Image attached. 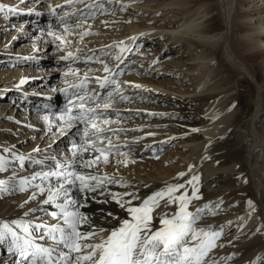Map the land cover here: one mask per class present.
<instances>
[{
  "label": "bare ground",
  "instance_id": "obj_1",
  "mask_svg": "<svg viewBox=\"0 0 264 264\" xmlns=\"http://www.w3.org/2000/svg\"><path fill=\"white\" fill-rule=\"evenodd\" d=\"M88 1L94 2V0ZM241 1L163 0L162 5L167 7L165 16L170 17L171 20H165L166 22L162 23L161 20L156 19L148 23L142 21V19L141 23L134 27H127L128 32L122 34V36L132 35V38L118 44L119 50L126 45L129 47L132 43L136 46L142 44L145 37L136 34L140 27L152 28V31L150 30L151 32L146 34L147 38L156 35L157 38L163 39V42L173 40V46L180 43V41L183 42L181 47L185 51L187 49L190 59L196 63L192 69L196 67L203 69L202 74L195 78L197 81H195L192 90L181 92L183 96L176 95L174 90H161L159 88L162 87L161 84L152 81V79L150 81L148 79L143 80L142 75L140 77L135 74L130 79L132 82L128 85H125L124 78L119 82L120 87L118 89L114 85V88L111 87L112 85L101 88L97 82V77L111 76L112 71H116L120 75L124 69L122 64H117L116 59L112 60V66H108L111 70L108 73L104 72L103 69L96 72L91 71V68H81L78 76L69 77L71 78L69 83H73L74 87H67L65 92L55 91L56 80L45 74L47 65L42 61L22 58L13 59L15 70L8 76L0 74V90H5L9 86L16 87L21 78L26 80V83L21 85L18 91L11 88H9V91L6 90L9 92L5 96L9 98L7 104L4 103V97H0V99H3L0 100V115L5 116V119L12 118L16 122L18 121L25 133H40L38 139L42 138V142L46 141L47 143H52L53 138L59 135L58 133L53 137L51 133L61 123L59 120L61 113L59 102L62 100L63 103L68 104L69 100L74 99V93L77 96H93L94 93H100L108 89L107 94L109 92L113 93L112 99L129 101V104L137 99L146 103L175 105L174 107L177 109L175 112L172 111L173 113L164 116L159 115L163 118V120H159L160 122H170L177 126L176 129L174 127V133L189 134L188 137L190 136L183 141L187 147L186 153L183 155L186 163L181 169L175 171L168 169L167 171L157 172V170H161L159 167H152L149 170L144 166L147 168L146 170V168L136 164L137 162L133 160L135 158V156L133 157L134 154L129 161L127 158L129 156L115 152L116 149L120 152L122 148H126L124 143H117L115 140L117 143V147H115L116 145H113L115 142L112 143L113 141L106 139V137L128 136V134L122 132L107 131L108 127L117 126L120 123L103 126V141L97 142V146L107 150L103 155L92 153L93 157L99 156V161L92 168L78 169L86 174L90 173L98 176L104 185L103 195L98 192L95 199L89 195L86 201H82L86 206L79 207V211L90 218L93 226L105 229V232L97 233L96 238L90 240V242H96L99 238L106 236L113 226H118L120 219H131L127 212L121 209L120 204L116 203V199L124 204L125 209L127 207H138L142 204L140 200H145L157 192H166L168 186L181 184L184 187L172 193L173 197L180 194L191 197L193 187L196 188L197 195L200 197L199 199H191L188 204L189 211L195 212L198 208L203 209L196 224L201 223L210 231H213L214 228H227L230 223L241 222L240 226L237 227V231L245 232L241 245L236 248L225 247L218 252L210 251L205 258L206 264H228L235 257L238 259L236 264H264V172H261L264 169V161H262V159L264 160V136L261 132V127H264V104L263 98L258 97L252 103L253 109L249 110L240 93L241 87H243L241 82L245 81L250 90L252 82L264 83V35L259 34L261 31L264 32V17H262L264 6L253 8L256 1L259 0H246L245 5ZM11 2L7 1L3 4L13 5L14 2ZM100 3L119 10L124 6V3L117 4L116 0H99L97 5ZM144 7L142 10L139 9L142 13H145L147 8H152V5L146 4ZM210 13L212 14L210 15ZM79 14L80 12L74 13L71 18ZM17 16L16 14H9L8 18L11 20ZM83 16L86 17L87 13H83ZM31 19L32 16L27 15L18 23L23 25L26 21L30 22ZM234 32L240 34L241 40L239 42H235ZM56 35L61 36L60 33H56ZM221 46H223V49L220 48ZM67 49L70 48L65 50ZM122 55L121 53L119 58ZM61 56H66V52L61 53ZM76 58L70 56L63 59L62 62L72 64L79 60ZM224 58L228 63L223 60ZM24 63L31 66L24 68L22 66ZM141 70L143 74H150L148 69L142 68ZM74 75H76L75 72ZM240 78H243V81ZM40 87H43V89L41 93L39 91L37 93L41 95L37 96L38 103L36 104L32 102L33 96H27L25 92L28 91L26 89L31 91ZM44 94H47V96L44 97ZM259 96H262V94L260 93ZM122 97H127V99H122ZM10 104L11 107L7 110L6 105ZM110 106L114 105L111 104ZM116 107V109L104 111L103 116H106V113H110L112 116L127 114L119 109L120 106L116 105ZM143 107V109H156L157 106L146 104ZM186 110H189V112ZM181 111L185 112L181 113ZM56 112H59V114L56 115ZM145 112L144 110L140 111L137 116L151 115ZM197 112H199V115H197ZM129 115L134 116L136 112H130ZM44 117L48 118L47 124ZM246 121L248 122L247 126ZM28 125H31V127ZM49 129L51 130L49 131ZM78 129L80 127L76 125V127L66 130L67 136L73 138L71 142L74 140L77 143L80 142L79 135H77ZM157 129H153V132ZM192 129L197 131H192ZM144 131L138 141L149 143L148 140L153 138H144V134H146ZM1 139L2 136H0V141H2L0 145L4 146L3 149L8 148L7 144L12 143V141ZM109 142L112 145L107 147ZM33 146L35 147V145ZM56 146L62 149L61 152L67 153L71 143L69 144L66 138L61 137L57 140ZM162 146L164 145L154 148L148 146L144 150L152 152ZM129 149L134 150L136 156L141 152V147L132 146ZM13 150L16 151L15 148ZM26 150L21 148L19 151ZM261 154L263 158H261ZM105 157L107 162H105ZM89 159V153L86 152L83 154L81 162ZM180 173L184 175H178ZM4 178H9L6 173ZM72 192L74 198L80 199L77 188H73ZM10 193H0L1 200L6 199ZM124 193H131L132 195L127 196ZM113 196H115V199H113ZM106 197L107 202L105 203L103 201ZM139 198L141 199L139 200ZM40 199L42 197L30 201L23 207H21L24 201L23 198H18V202L8 207L2 205L4 200L0 201V223L10 222L13 219L22 217L16 214L31 205L37 206ZM157 199L158 207L153 209L155 210L153 225L159 227L160 215L173 214L176 211L177 204L167 203V197ZM249 201L252 202L251 207ZM206 205L207 207H205ZM15 207H18L19 210H16ZM44 207L50 213L56 211L53 205ZM253 207L255 208L254 211L252 210ZM108 212H111L116 219L108 217ZM39 213H35V215ZM215 214L217 215L215 216ZM32 218V216L28 217V219ZM53 221L57 223L54 218ZM90 230L87 226L81 228V231ZM13 261L15 262L12 257L9 262L0 260V264H10Z\"/></svg>",
  "mask_w": 264,
  "mask_h": 264
},
{
  "label": "rangeland",
  "instance_id": "obj_2",
  "mask_svg": "<svg viewBox=\"0 0 264 264\" xmlns=\"http://www.w3.org/2000/svg\"><path fill=\"white\" fill-rule=\"evenodd\" d=\"M7 1L14 2L12 6H18L21 11L19 12V14H16L18 15L17 17L11 20H9V18L5 19L4 14L0 13V74L2 73L5 76L10 75L12 71L15 70L12 62L13 59H25V57L31 56L33 57V59L25 60H36L45 63V65H47V71L45 74L47 76L53 77L56 80L55 91H60V89H66L67 87H69V85L73 84L69 83V81H71V78L69 77L78 76V74H80L79 70L81 68H91V71L98 72L104 69L105 65L112 66V60L116 59L118 61L117 64H122L124 66V69L121 71L120 75L116 77L118 83L125 78V85H128L132 82L130 81V79L134 74L140 77L142 75L141 78L143 80L148 79V81H150L152 79V81L161 84L162 87H159L161 90H174V93L176 95L183 96L181 92L185 90H192L193 85L196 83L195 81H197L195 80V78L202 74V68L196 67L192 69V67L195 66L196 63L190 59L189 54L187 53V49L185 51V49L181 47L183 42L180 41V43H177L173 46V40L163 42L164 40L157 38L156 35L149 36L147 38L146 34L152 31L151 27H140V29L136 33L138 36L143 33L142 36L145 37L140 46H136L134 45V43H132L129 47L126 45L122 48L123 51H125L124 53L123 51L119 50L118 44H122L124 43V41H128L129 38H132V35L122 36L123 33L128 32L127 27H134L142 21H147L148 23H150L151 21L153 22L154 20L159 19L161 20L160 22L164 23L166 22L165 20H171L170 17L165 16L167 7L162 5L163 0H116L117 4L124 3V6L120 10L116 9L115 7L110 8L107 5H101V3L97 5L99 0H94L93 3L88 0H41L39 4H36L35 0H24L23 4H20V0H0V3ZM241 3L245 5L247 1L242 0ZM146 4H149L150 6L152 5V8H147L145 10V13H142L141 10L145 8L144 6ZM50 5L53 9H55L54 14L50 10ZM57 5H59V7H56ZM263 6L264 0H259L256 1V4L253 6V8H259ZM29 8H34L35 11L32 13H28L27 9ZM79 12L80 14L78 16L74 15L72 17L73 19L71 18L74 13ZM36 13H40V15H37ZM83 13H87V16H83ZM211 14L212 13H210V15ZM23 15H25L26 17L27 15H30L32 16V19L30 22L26 21L23 25H19L20 23L18 22L20 20H23V18L25 17ZM262 15V17H264V13ZM55 18L57 19L55 20ZM21 26H23V30L18 31V29H21ZM65 29H67V31H65ZM49 31H51L53 35H49ZM56 33H60L61 36L63 35L62 37H60L65 41V43H61L60 40L55 39ZM259 34L264 35V32L261 31ZM233 36L235 37V42H239L241 40L240 34L234 32ZM13 37H17V39L14 40ZM108 39H110L108 42H104ZM171 46L173 47L171 48ZM66 48L70 49L65 50ZM220 48L223 49V46H221ZM63 52H66V56L69 52H71V57H77L76 59L79 60L73 62L72 64L64 63L62 62V59H60V54ZM121 53L123 55L121 58H119ZM223 60L228 63L225 58ZM250 62H248V64L252 65V63ZM22 66L24 68H29L31 65L24 63ZM142 68L148 69L150 74H143V72H141ZM74 72L76 73V75H74ZM242 79L240 78V80ZM65 81H67V83H65ZM241 83L243 87H241L242 90H240V93L245 103L248 105L249 110L253 109L252 103L254 100H257L258 97L263 98L262 101L264 104V83L259 84L257 82H252L251 90L248 88L249 85H247L245 81ZM111 87H113V85ZM9 88L18 91L17 87L11 86L7 87V89L5 90H0V97H4L3 99L5 104H7L6 102L9 101V98L5 97L7 96V94H9V92H7L9 91ZM80 88L82 89V87ZM42 89L43 87L31 91H29V89H26V91H28L25 92V95L33 96L32 102L37 104V96L41 95L37 93L38 91L41 93ZM106 91H108V89L103 91L104 93L102 91L99 93L101 97V104L105 102L103 100V97L107 95ZM260 93L263 97L259 96ZM47 94H44V97H46ZM112 100V104L114 106H110L105 111L116 109L117 105L120 106L119 109L122 112L127 113L126 115L120 114L115 116H112L110 113H106V116L101 117L102 119L105 118L110 121V123H108L107 125H110L111 123H120V125H112V127H108L107 131H115L128 134V136L124 137H106V139L113 141L112 143L115 142L113 144L116 145L115 147H117V143H124V146H126V148H122L120 152L119 150L117 151V149L115 150V152H118V154L129 156L127 157L129 161L134 154L133 157L135 156V158H133V160L137 162H135L136 164H139V166L142 168L146 166L148 169H151L152 167H159L161 170H157V172L167 171L168 169L171 171H175L176 169H181L184 166L186 162L183 158V155L186 153L187 147L184 145L183 141L186 138L190 137H188L189 134L186 135L174 133L173 131L177 128V126H174L170 122L159 121L163 120L162 116L175 112V110H177L175 109L176 107H174L175 105L173 106L167 103H146L145 101L141 102L137 99H135L131 104H129V101L125 100ZM146 104H153V106L157 107L156 109H143V106ZM59 105V109L61 110L67 107V103H63L62 100L59 102ZM9 107H11V104L6 105L7 110L9 109ZM159 108H162L164 110ZM143 110L146 111L145 113L151 115L137 116V113ZM191 110L190 112H192ZM186 111L189 112V110ZM130 112H136V115H129ZM184 112L185 111H181V113ZM57 114H59V112H56V115ZM197 115H199V112H197ZM247 124L248 122L246 121V126ZM77 125L82 130L83 126L80 124ZM153 129H157V131L154 130L153 132ZM143 131L146 132V134H144V138H153L152 140H148L149 143L138 141V139L142 137L141 133ZM261 132L262 136H264V127H261ZM51 133L50 134L53 137H55L56 134L58 135V132L56 130ZM39 134L40 133H25L21 129L20 124L15 120H13L12 118L5 119V116L3 117V115H0V136H2L1 140L4 139L7 141H12V143L7 144L8 148H15V152L18 154H30L32 153V150L37 146H39V148L43 150L47 145H51L49 151H42L38 157L41 158L44 155H56L59 157L60 154L63 153V151L61 152L62 149H59V146H56L57 140L63 137L66 138V141L70 144L72 143L71 141L73 139L69 138V136H67V133L66 135L59 134L57 137L53 138V141H55L54 143L53 141L52 143H47L46 141L42 142V138L40 140L38 139ZM161 136L164 137L160 138ZM115 140L117 141V143ZM112 143L110 145H112ZM33 145H35V147ZM161 145L164 146L152 152H150V150H144L148 146H153L152 148H154L160 147ZM132 146L141 147V152L137 156L135 155L134 150H128V148H131ZM3 147L4 146L0 145V155L6 156L9 158V160H11L10 153L3 152ZM107 147H110L109 144L107 145ZM21 148L27 150L19 151ZM261 156V158H263L262 154ZM262 161L264 160L262 159ZM38 171H41V168L36 165H29V163L26 161L25 165L21 167L19 162L16 161L10 163L8 170L0 172V180L11 181L13 179H19L20 177H30L32 173ZM13 172H15V178H13ZM261 172H264V169ZM5 173L9 178H4ZM26 194V192H11L6 197V199L1 200L0 198V201L4 200L2 205H7L8 207L11 206V204L18 202V198H23L24 200L27 199L26 196L28 194ZM140 199L141 198H139V200ZM143 201L144 199L140 200V202ZM32 207L34 206L31 205L24 209V211L22 210L16 215L23 216V213ZM15 208L16 210H19L18 207ZM47 211L50 213L49 210ZM217 214H215V216ZM154 215L155 210H153L152 212V216ZM35 216L42 217L45 223H55L51 215H45V213L43 212H40ZM240 224L241 222H236L230 223L227 228H214L213 231H219L220 236L215 241L216 247L212 248L210 251L218 252L220 249H223L225 247L236 248L241 245L245 232L237 231V227L240 226ZM196 225L198 228L209 230V228H206L205 225L201 223H197ZM45 243L51 242L46 241ZM189 243H192L190 239ZM10 258H12V256L7 252V245H0V260L9 262ZM237 260V257H235L228 264H236ZM13 263L15 262H10V264Z\"/></svg>",
  "mask_w": 264,
  "mask_h": 264
},
{
  "label": "snow or ice",
  "instance_id": "obj_3",
  "mask_svg": "<svg viewBox=\"0 0 264 264\" xmlns=\"http://www.w3.org/2000/svg\"><path fill=\"white\" fill-rule=\"evenodd\" d=\"M40 2L41 0H35L36 4ZM23 3L24 0H20V4ZM49 7L54 14L55 9L51 5ZM20 11L18 6L0 3V13L4 14L5 19L9 14H19ZM27 11L32 13L35 9L29 8ZM36 14L40 15V13ZM22 30L23 26L18 29V31ZM49 35L53 33L49 31ZM55 39L65 43L59 35H56ZM71 55L72 53L69 52L60 59H67ZM25 59H33V57L29 56ZM103 70L106 73L111 71L107 65ZM118 75V72L112 71L111 76L96 79L101 88L114 85L118 89L120 87L116 79ZM25 83L26 80L21 78L16 87L19 88ZM69 87L74 86L69 85ZM60 91L65 92L66 89L62 88ZM73 96L74 99L69 100L68 106L61 110L59 115L61 123L56 128L60 135H66V130L76 127L77 124L83 126L82 130H77L80 142L74 140L67 153H61L59 157L44 155L36 158L41 151L50 150L51 145H47L43 150L37 146L30 154H18L13 149L4 148L3 152L10 153L11 160L0 155V172L8 170L10 163L16 161L21 167L27 161L29 165L41 168V171L32 173L30 177H20L11 181L0 180V193H28L21 207L42 197L38 205L29 208L22 217L0 223V245H7V252L14 258L15 264H206L205 258L210 250L216 247L215 241L219 238L220 232L197 227L196 221L200 218L203 209L198 208L192 212L188 210V204L191 199L200 197L195 187L191 197L185 194L173 197L172 193L184 187L181 184L168 186L166 192L154 193L138 207L125 209L124 204L116 199V203L120 204L121 209L125 210L131 219H120L118 226H113L106 236L96 242H90L96 238L97 233L105 232V229L93 226L90 218L79 211V207L86 206L82 201H86L89 195L93 199L98 192L103 195L104 185L98 176L86 174L78 169L92 168L99 161V156L93 157L92 153L103 155L107 150L98 147L97 142L103 141V126L109 123L107 119L101 117L112 104L113 93L109 92L103 97L105 101L103 104L100 102L99 93H94L93 96H77L74 93ZM44 119L47 124L48 118L44 117ZM192 131L197 130L192 129ZM86 152L89 153L90 159L81 162ZM105 162H107L106 157ZM73 188H77L80 199L74 198ZM124 195L132 194L124 193ZM165 197L167 203L177 204V208L171 215L161 214L159 227H156L153 225L152 212L158 207L157 198ZM103 202H107V197ZM46 205H53L56 211L49 213L44 207ZM249 205L252 206L251 201ZM252 210L254 211L255 208L253 207ZM38 212L51 215L57 223H45L42 217L35 216ZM29 216L33 218L28 219ZM107 216L116 219L111 212H108ZM84 226L91 230L81 231ZM189 239L192 243H189ZM46 241L51 243H45Z\"/></svg>",
  "mask_w": 264,
  "mask_h": 264
}]
</instances>
